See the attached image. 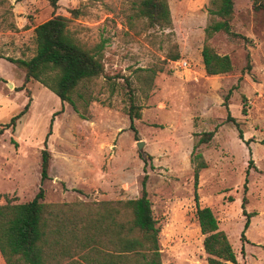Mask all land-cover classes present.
<instances>
[{
    "label": "rangeland",
    "instance_id": "1",
    "mask_svg": "<svg viewBox=\"0 0 264 264\" xmlns=\"http://www.w3.org/2000/svg\"><path fill=\"white\" fill-rule=\"evenodd\" d=\"M136 2L60 0L54 9L47 0H0V125L31 99L16 129L0 136V205L34 199L45 149L51 161L42 185L44 203L62 215L136 199L148 174L163 264H208L196 215L192 153L202 134L216 130L199 149L207 164L200 172V205L214 212L239 264H264V10L255 11L254 0H236L231 24L237 37L209 38L215 0H168L172 25L165 29L132 20ZM57 15L71 19L72 31L87 48L106 42V75L79 87L83 98L74 96L76 110L65 103L54 116L61 100L35 80L25 84L23 70L7 58L34 57L36 27ZM206 45L229 56L233 71L208 75ZM174 54L180 59L170 60ZM180 61L187 67L176 64ZM148 70L155 71L150 88L137 81ZM126 80L143 107L136 133L124 111L130 98ZM147 155L152 159L145 161ZM244 199L245 210L255 215L243 255Z\"/></svg>",
    "mask_w": 264,
    "mask_h": 264
},
{
    "label": "trees",
    "instance_id": "2",
    "mask_svg": "<svg viewBox=\"0 0 264 264\" xmlns=\"http://www.w3.org/2000/svg\"><path fill=\"white\" fill-rule=\"evenodd\" d=\"M54 9L60 0H47ZM236 0H215L212 10L213 22L207 26L206 33L212 38L218 33L237 37L232 31V20ZM255 11L264 10V0H254ZM132 20H144L149 28L165 29L171 27L172 17L168 0H137ZM78 17V11L72 12ZM130 22L132 26L133 22ZM71 19L57 15L40 24L35 29L36 53L30 60L7 58L25 73L24 83L35 80L52 91L62 102L63 107L54 114L64 111L69 103L77 109L74 99L79 87L100 77H105V41L89 49L76 37L70 27ZM203 63L208 75H219L233 71L231 58L219 55L211 46L202 50ZM172 61L180 59L179 54L169 56ZM161 72L163 67L159 69ZM154 70H148L137 81L147 88L153 84ZM130 88L129 105L125 108L130 121V129L136 133L135 121L142 118L143 107ZM25 86L21 87V91ZM142 89V88H141ZM29 93V92H28ZM31 99L22 110L7 124L0 125V136L8 130H15L17 122L27 114ZM245 112V110H244ZM234 121V120H232ZM53 119L47 134H52ZM216 130L206 132L194 145L192 163L194 164V189L197 206L196 215L201 234L204 236V250L208 264H239L227 234L219 227V222L209 207H201L198 195L200 172L207 168L199 149L209 144ZM243 138V133H240ZM152 159L147 155L145 161ZM51 154L43 150L41 161V183L49 179ZM149 176L142 180L141 194L136 199L118 202H102L92 211L75 210L61 214L55 206L44 203L45 189L41 185L33 200L23 204L0 205V252L6 264H163L159 244L160 228L154 217L153 205L147 184ZM241 234L242 254L244 244L249 243L246 231L255 215L248 213ZM53 210L49 212L50 208Z\"/></svg>",
    "mask_w": 264,
    "mask_h": 264
},
{
    "label": "water",
    "instance_id": "3",
    "mask_svg": "<svg viewBox=\"0 0 264 264\" xmlns=\"http://www.w3.org/2000/svg\"><path fill=\"white\" fill-rule=\"evenodd\" d=\"M10 86H12V85H10ZM143 146H144V143L143 142H139L138 143L139 151L143 152Z\"/></svg>",
    "mask_w": 264,
    "mask_h": 264
},
{
    "label": "built area",
    "instance_id": "4",
    "mask_svg": "<svg viewBox=\"0 0 264 264\" xmlns=\"http://www.w3.org/2000/svg\"><path fill=\"white\" fill-rule=\"evenodd\" d=\"M176 64H179L180 66H182L184 68L187 67V63L186 62H183V61L177 62Z\"/></svg>",
    "mask_w": 264,
    "mask_h": 264
},
{
    "label": "crops",
    "instance_id": "5",
    "mask_svg": "<svg viewBox=\"0 0 264 264\" xmlns=\"http://www.w3.org/2000/svg\"><path fill=\"white\" fill-rule=\"evenodd\" d=\"M0 264H6L5 259L3 258L1 252H0Z\"/></svg>",
    "mask_w": 264,
    "mask_h": 264
}]
</instances>
